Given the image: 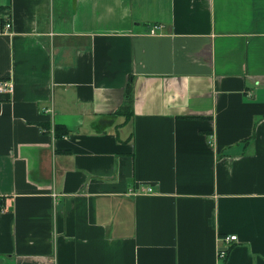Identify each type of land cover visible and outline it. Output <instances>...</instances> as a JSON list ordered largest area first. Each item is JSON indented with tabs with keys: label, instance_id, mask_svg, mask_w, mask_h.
<instances>
[{
	"label": "crops",
	"instance_id": "crops-1",
	"mask_svg": "<svg viewBox=\"0 0 264 264\" xmlns=\"http://www.w3.org/2000/svg\"><path fill=\"white\" fill-rule=\"evenodd\" d=\"M0 7V264H264V0Z\"/></svg>",
	"mask_w": 264,
	"mask_h": 264
},
{
	"label": "built area",
	"instance_id": "built-area-1",
	"mask_svg": "<svg viewBox=\"0 0 264 264\" xmlns=\"http://www.w3.org/2000/svg\"><path fill=\"white\" fill-rule=\"evenodd\" d=\"M11 29V23L10 20L7 19L6 23L0 27V32H8ZM159 29V25L155 24L151 27L150 29V34H156V32ZM13 91V83L10 80H0V93H6V92H12ZM147 191H151V188H147ZM236 236L235 235H229V236H224L221 238L222 241L225 242V244H229L230 241L235 240ZM228 246H220L218 248V257L221 259L226 256V253L228 251Z\"/></svg>",
	"mask_w": 264,
	"mask_h": 264
},
{
	"label": "trees",
	"instance_id": "trees-1",
	"mask_svg": "<svg viewBox=\"0 0 264 264\" xmlns=\"http://www.w3.org/2000/svg\"><path fill=\"white\" fill-rule=\"evenodd\" d=\"M3 14V8L0 7V27L2 26V19H1V15ZM128 99L129 101H132V89L128 87ZM67 133V129L60 125L57 124L54 126V134L56 137L62 136L63 134ZM4 207V198L0 197V209H2Z\"/></svg>",
	"mask_w": 264,
	"mask_h": 264
}]
</instances>
